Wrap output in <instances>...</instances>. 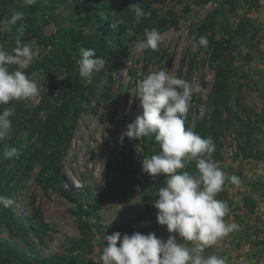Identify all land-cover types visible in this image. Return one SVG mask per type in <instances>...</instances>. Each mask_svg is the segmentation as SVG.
I'll return each instance as SVG.
<instances>
[{"label": "rangeland", "instance_id": "rangeland-1", "mask_svg": "<svg viewBox=\"0 0 264 264\" xmlns=\"http://www.w3.org/2000/svg\"><path fill=\"white\" fill-rule=\"evenodd\" d=\"M137 3L150 13L139 21L130 8ZM14 12L23 19L9 30L3 22ZM118 19L125 24L114 29ZM21 24L34 59L10 67L39 95L0 106L14 112L0 141V195L14 201L0 206V264H102L104 235L168 238L153 206L166 175L152 177L141 163L159 144L123 136L142 114L136 82L161 68L201 86L185 127L211 137L212 158L241 181H226L216 196L229 205L225 222L238 228L204 255L264 264V0H0V46L10 53ZM146 28L158 29L159 47L136 53ZM202 35L207 49L194 53ZM81 46L107 61L91 84L79 76ZM5 146L18 156L4 158ZM183 170L195 172V162Z\"/></svg>", "mask_w": 264, "mask_h": 264}, {"label": "clouds", "instance_id": "clouds-1", "mask_svg": "<svg viewBox=\"0 0 264 264\" xmlns=\"http://www.w3.org/2000/svg\"><path fill=\"white\" fill-rule=\"evenodd\" d=\"M28 6L36 0H24ZM136 20L146 13L140 3L130 6ZM23 19V13L14 12L4 21L9 30ZM125 24L118 19L111 26ZM16 38L12 52L0 46V106L12 101L27 100L39 95L37 84L19 70L34 59L32 47L22 43L23 25ZM132 30L129 29V35ZM161 36L156 28L145 29L144 38L136 40L132 49L136 53L144 50H157ZM207 36H199L192 42V51L207 49ZM107 61L96 55L93 48L80 47L76 64L80 78L91 84L96 73L104 71ZM61 78V77H60ZM64 79V78H61ZM142 114L127 126L123 136L129 139H142L154 136L160 151L142 159V171L152 177L165 174L166 180L157 190L158 199L153 202L157 209V223L166 226L170 234L166 240L158 238L154 232L142 234L133 232L121 234L119 231L104 235L106 241L100 260L102 264H227L226 258L216 254L204 255L205 248L238 228L235 223L223 219L230 211L226 201L216 198L223 190L226 181L238 185L236 175L228 176L219 162L212 158L215 143L211 137H202L191 128L185 127V115L193 93L202 91L200 85H192L183 78L161 68L151 72L136 82ZM13 109L3 107L0 112V141L12 132ZM4 158L18 156V149L5 146ZM189 161L195 162L196 171L183 170ZM14 201L0 195V206L10 207ZM176 234V235H172ZM177 235L183 242H177ZM119 242V244H118ZM186 242H194L189 245Z\"/></svg>", "mask_w": 264, "mask_h": 264}, {"label": "trees", "instance_id": "trees-1", "mask_svg": "<svg viewBox=\"0 0 264 264\" xmlns=\"http://www.w3.org/2000/svg\"><path fill=\"white\" fill-rule=\"evenodd\" d=\"M131 140L132 139H129L128 137H126L125 136V141L128 143V144H130L131 143ZM120 164H117V170H119L120 169ZM53 187H55V186H53ZM101 197H99L98 199H97V201H96V205H95V207H94V209H97L98 208V206L100 205V203H101Z\"/></svg>", "mask_w": 264, "mask_h": 264}]
</instances>
